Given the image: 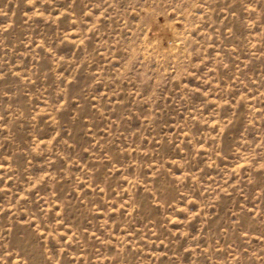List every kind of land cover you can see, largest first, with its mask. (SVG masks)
Segmentation results:
<instances>
[{
	"label": "rangeland",
	"instance_id": "obj_1",
	"mask_svg": "<svg viewBox=\"0 0 264 264\" xmlns=\"http://www.w3.org/2000/svg\"><path fill=\"white\" fill-rule=\"evenodd\" d=\"M0 264H264V0H0Z\"/></svg>",
	"mask_w": 264,
	"mask_h": 264
}]
</instances>
